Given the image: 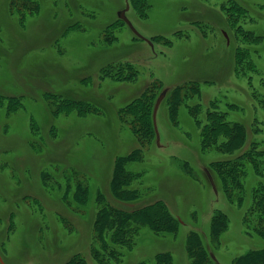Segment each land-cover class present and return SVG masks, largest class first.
Segmentation results:
<instances>
[{"label":"rangeland","instance_id":"rangeland-1","mask_svg":"<svg viewBox=\"0 0 264 264\" xmlns=\"http://www.w3.org/2000/svg\"><path fill=\"white\" fill-rule=\"evenodd\" d=\"M11 1L0 0L5 264H155L159 253L190 264V231L215 256L212 264L264 253V234L244 222L264 185V156L259 170L246 164L240 202L213 166L251 141L264 149V0H127L125 14L146 40L118 17L126 0ZM165 88L157 144L150 115ZM211 115L233 127L231 140L224 124L213 140L203 137ZM137 118L149 122L144 142ZM138 147L139 158L123 165L132 178L121 185L135 195L119 200L115 169ZM157 201L180 220L176 232L143 225L131 249L97 236L103 205L128 211ZM214 215L225 219L216 236Z\"/></svg>","mask_w":264,"mask_h":264},{"label":"trees","instance_id":"trees-1","mask_svg":"<svg viewBox=\"0 0 264 264\" xmlns=\"http://www.w3.org/2000/svg\"><path fill=\"white\" fill-rule=\"evenodd\" d=\"M13 1V3H12ZM11 1V6L13 7L14 0ZM16 7L15 11H17L19 21L23 22L25 18V14L21 13ZM13 9V10H14ZM257 38H254L256 40ZM248 54L246 51H241L240 55ZM153 109V107H152ZM214 117L213 127L205 129V134L203 137H207L213 140L217 136V127L218 125L224 124V134L227 137V141L231 140L233 137L232 130L233 127H227L223 121L220 119H216ZM136 120H140L137 118ZM150 121L153 127L152 122V113L150 115ZM142 125L140 127H136L135 134L139 141H145L146 127L149 122L147 119L142 118L140 120ZM241 127V126H240ZM243 129L241 128V131ZM216 132V133H215ZM215 133V134H214ZM223 133V132H222ZM243 135H241L240 141H243ZM155 136V132H154ZM142 145V143H139ZM227 144V143H225ZM235 148H230L229 144H227V152L233 151ZM141 147L134 149V151L126 157L121 158L119 163V169H115V177L113 181L114 195L117 196L119 200L121 199H130L134 197L135 194H132L130 191L123 190L121 185H126L128 181L131 180L132 174L131 172H126L123 165L126 161L138 159L141 154ZM263 156L264 149L258 148L255 146V142L251 141L248 145V148L239 153L234 159L224 160L222 165L214 164V169L220 175L221 180H223V184L225 186V190L230 194L228 197L232 199H236L238 202L242 200V192L244 191V176L246 174V164H249L254 171L259 170L258 165H263ZM237 202V203H238ZM159 204V207L155 208ZM151 203V205L146 204L142 207L134 208L131 210H123L120 208H116L107 203V205H103V210L105 211V217L101 218V227L97 230V236L100 238L102 243H109L114 241V243L121 245V249H131L136 244L137 237L140 233V229L143 225H146L153 230V232L157 235L160 233H171L177 231V226L179 224V219H172L168 213H166V208L161 201H157L156 205ZM151 208V209H149ZM150 216V217H149ZM154 221L151 222L152 218ZM146 219V220H145ZM225 219L223 215L217 216L214 215V218L211 222V235L216 236L218 232L225 228ZM244 222L247 226L252 227L258 233L264 234V185L261 184L254 190L253 196V204L252 207H249L248 214L246 218H244ZM186 251L189 254L190 264H212L213 258L211 257V252H206L207 246L203 243L202 238L197 236L196 233H192L190 231L186 236ZM213 239V238H211ZM202 241V242H201ZM203 243V244H202ZM108 254L114 258L112 254L113 249L108 247ZM206 254V256H204ZM159 257L155 264H172L171 259H169L165 254H157L156 258ZM216 261V260H214ZM135 264H144L135 263ZM233 264H264V253L249 251L246 254H242L234 259Z\"/></svg>","mask_w":264,"mask_h":264},{"label":"water","instance_id":"water-1","mask_svg":"<svg viewBox=\"0 0 264 264\" xmlns=\"http://www.w3.org/2000/svg\"><path fill=\"white\" fill-rule=\"evenodd\" d=\"M128 8H129V4H128L127 0H126V6H125L124 9L119 11L118 17L128 25V27L134 32V34L136 36L146 40L145 37L141 36L137 32V30L132 25L131 21L127 18L125 12L128 10ZM147 41L149 42V40H147ZM167 90L168 89L165 88L159 93V95L157 96V98L155 100V103H154V106H153V110H152V122H153V127H154V132H155V141H156L157 144H159V138L160 137H159V132H158L157 125H156V113H157V109H158L161 101L164 99V97H165V95L167 93ZM205 173H206V176L208 178L209 183L211 184V187H212L214 193L216 194L217 190H216V186H215V183L213 181V178H212L211 174L209 173V171L207 169H205ZM211 257L213 259H215V256L213 254H211ZM0 264H5L1 256H0Z\"/></svg>","mask_w":264,"mask_h":264}]
</instances>
